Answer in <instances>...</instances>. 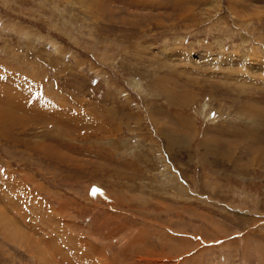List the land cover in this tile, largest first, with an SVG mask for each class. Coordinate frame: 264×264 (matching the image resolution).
<instances>
[{
  "label": "rangeland",
  "instance_id": "374dc122",
  "mask_svg": "<svg viewBox=\"0 0 264 264\" xmlns=\"http://www.w3.org/2000/svg\"><path fill=\"white\" fill-rule=\"evenodd\" d=\"M0 264H264V0H0Z\"/></svg>",
  "mask_w": 264,
  "mask_h": 264
},
{
  "label": "bare ground",
  "instance_id": "6f19581e",
  "mask_svg": "<svg viewBox=\"0 0 264 264\" xmlns=\"http://www.w3.org/2000/svg\"><path fill=\"white\" fill-rule=\"evenodd\" d=\"M18 236V235H17Z\"/></svg>",
  "mask_w": 264,
  "mask_h": 264
}]
</instances>
